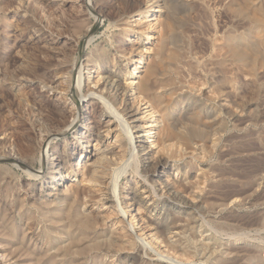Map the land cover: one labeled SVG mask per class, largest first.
<instances>
[{
  "label": "bare ground",
  "instance_id": "bare-ground-1",
  "mask_svg": "<svg viewBox=\"0 0 264 264\" xmlns=\"http://www.w3.org/2000/svg\"><path fill=\"white\" fill-rule=\"evenodd\" d=\"M17 1L0 0L7 6ZM82 1L85 9L96 15L90 25L82 21L73 25L79 38L77 43L86 40L89 45L93 41V37L90 38L91 34L97 29L98 24L104 22L102 18L110 20V30L119 31L116 36L113 35V39L110 37L105 40L106 44L113 47L114 53L110 47H103L97 53L91 54L88 60L86 59L94 71L89 73L85 80L89 86L94 85L90 91L98 94L100 99L106 97L113 102L112 104L122 107L121 117L115 114L117 120L109 117L101 122L102 110L99 111L98 107L94 108L92 116L96 122H93V130L96 133L86 138V145L90 144L89 150H86L87 147L84 148V152L77 156L73 167L66 168V164L59 163L51 169L53 162L51 163L50 160L45 162L43 157L41 170L36 171L34 167L36 161L30 162L27 156L8 158L13 161L12 168L30 173L29 177L32 181H43L46 176L52 186L48 188L50 193L47 196L55 198L43 202L41 206L33 207L14 198L12 208L25 216L27 221L40 227L38 229H41L40 234L46 248L43 251L29 249L27 252L25 250L27 242L22 238L17 241L16 248L11 250L13 247H9L8 244L16 242L20 231L12 220L9 206L14 187L6 181L0 185V202L3 203L0 206V241L4 250L9 252V256L13 255L19 259L22 254L26 258L29 257L27 262L31 261V264H103V260H115L122 254H126L125 259H131L136 263L137 256L133 255V252L137 249L136 239H139L155 248L153 252L158 249L160 252L158 255L161 257L162 254L167 253L166 256H170L171 253L176 257L179 256V260L181 256H193V258L197 256L206 258L209 262L215 260L217 264H239L243 259L234 260L236 259L234 258L229 261L219 256L223 250L216 246L217 242H212L213 237L206 240L209 241L208 243L204 241L205 237L200 244L201 240L186 239L182 235L183 232H191L194 229L195 221L192 215L196 209L213 214L225 211L219 225L221 228L231 223L237 224V227L248 225L250 228H264V212L261 215H246L240 219L235 216L236 209H244L247 205L249 209L264 204V193L255 195L254 191L252 192L254 183L251 177L247 176L248 180L243 181L237 191H231V186L224 182L230 180L226 171L209 164L216 157V148H219L221 141L220 136L217 138L214 136L229 129L231 122L229 119L233 115L230 108L234 106L233 86L236 82L234 80L233 83L235 77L232 73L230 75L233 78L224 74V70L228 69L232 62L237 61L245 65L244 68H248L244 69V72L248 70L249 77L255 80L259 75L258 71L264 68V0H119L122 5L121 11H109V13L105 3L99 5L98 2L91 5L88 0ZM201 15L212 19L217 17L220 20L219 30L222 31L223 39L219 43L220 39L217 41V36V40L211 42V47L212 51L219 50L220 53L223 49L224 54L221 56L220 53L217 54L219 57L208 55L206 61L197 57L198 53L194 45V33L198 30L197 23ZM69 33H72V30ZM123 40L129 42L133 40L134 48L129 51L123 50ZM145 41L151 42L147 49H145L147 44ZM52 43L53 46L58 44L54 41ZM115 43L121 44L116 47ZM60 46L63 45H59V48ZM130 65L133 69L128 68ZM71 66L70 74L74 77L76 62ZM200 74L206 82L199 83L198 80L202 79ZM46 79L47 85L55 84V79ZM72 89L77 106L82 110L84 104H81V99L78 101L74 86ZM203 89L210 91L206 92ZM53 112L57 121L62 123L60 124L62 128L53 130L51 136L66 135L77 129L78 124L82 122L80 118L77 121L76 119L72 122L66 121L64 112L58 107ZM55 140L56 138L51 142ZM133 141L139 144L136 146L138 151L135 156H139L137 161L141 164L140 171L144 182H148L149 178L155 179L158 173V181L155 182L160 185L159 191L167 196L171 192L169 188L171 183L178 184L180 191H174V194L170 195L177 203L183 205L186 217L175 216L166 226H162L159 219L153 217L156 204L159 203L154 197L159 192H153L151 188L154 185L149 187L142 181L136 184L127 181L131 184L129 188L131 202L117 205L113 185L115 180L118 181L120 169L128 154L133 152L131 150V146L135 145H131ZM3 158H7V155L1 154L0 160ZM58 158H62L60 154ZM201 166L207 168L200 169ZM6 168L7 166H0V181L6 176ZM170 168H174L175 174H172L176 178H171L172 174H168ZM192 173H195L194 177L191 176ZM179 175H182L181 179ZM210 180L213 185L208 184ZM59 181L68 182L63 186V190L57 188ZM152 182L155 184L154 181ZM221 182L224 184H220ZM207 184L209 192L204 189ZM57 191L58 193L55 194ZM52 193L54 195H51ZM88 206L99 209V214L91 215ZM227 226L226 229L229 228ZM165 232L175 238L180 236L183 242L167 246L160 239ZM192 233L196 237L197 232ZM236 241H239L237 237ZM235 248L229 250V256L237 257L242 252H247L244 248ZM23 250L26 254H21ZM246 254L243 256L248 262L258 257L255 252L251 255Z\"/></svg>",
  "mask_w": 264,
  "mask_h": 264
},
{
  "label": "rangeland",
  "instance_id": "rangeland-1",
  "mask_svg": "<svg viewBox=\"0 0 264 264\" xmlns=\"http://www.w3.org/2000/svg\"><path fill=\"white\" fill-rule=\"evenodd\" d=\"M38 1L39 0H18L15 4L8 6L7 4L0 2V155H7V158L0 160V166H7L6 176L0 181V185H3L6 181L11 185V187H14L12 190L13 194L9 199V206L11 207L12 220L18 225L20 230L16 237V242H10L8 245L9 247H13L11 250H14L16 248L17 241L19 242V240L24 238L27 242V247L25 249L27 252H29V249L43 251L46 246L44 245V239H42L40 234L41 229H38L40 227L27 221L25 216L23 217L21 213L12 208L14 198H18L21 201H24L29 207H33L35 205L41 206L40 204L43 202L52 201L55 197L48 198L47 196L50 193L48 188L52 186H50V181L47 180L46 176L43 181H32L29 177L30 173L12 168L13 161L9 159L27 156L28 159H30V162L36 161V163H34L36 171L41 170L40 168L43 163V157L45 158V162H47V160H50L51 163L53 162V166L50 167L51 169H54L59 163L64 165L66 164V168L73 167L77 156L84 152V148L87 147L86 150H89L90 144L86 145V138H88L90 134L96 133V131L94 132L93 130V122H96L92 116L94 108L98 107L99 111L102 110L103 116L100 119L101 122L106 121L109 117H113L115 120L117 116H120V109L122 108L118 107L116 104H112L113 102L106 99V97H104V99H100L98 94L92 93L90 88L92 89L94 85L92 84L89 86L87 80H85L88 77V74L91 72L93 73L94 71V69H92V65L87 63V60L103 47L109 48L110 46L105 43V40L110 37L112 38L113 35L116 36L119 34V31H116L115 29L110 30V20L102 18V21L104 22L98 24L97 29L94 30L90 36V38L93 37V41L89 45H87L88 42H86V40L81 43H77L79 38L76 35L77 33L74 31L75 26L73 25H76L80 21L86 22L90 25V22L92 24L94 21L96 14L94 15L91 11L86 10L82 0ZM88 1H90L91 5L98 2L99 5H103L102 3H105V5H107L106 9L108 13L109 11H121L122 8L119 0ZM2 5L4 7H2ZM25 14H27V16ZM205 17L206 16L198 18L200 23L198 20L196 21V23L198 22V30L194 33V45L197 49V57L203 61H206L209 58L207 57L208 55H215L213 57H216V55L220 53L219 50L212 51L211 42L216 41L217 36V41L220 39L219 43L223 40L221 37L222 31L219 30L221 29L220 20L217 17H214L215 20L209 18L208 16L206 18ZM210 20L214 23H210ZM214 24L217 25L215 26ZM215 29H217V31ZM71 30L73 34L69 33ZM133 40H131L132 42L123 40L122 49L129 51L134 48L132 45ZM51 41H54L55 44L58 42V44L53 46ZM148 42L149 41H145V43H147L145 49L149 48L151 45V42ZM120 44L121 43H115L116 47ZM59 45L63 46H60L59 48ZM111 49L112 53H114L113 47ZM220 51L221 53L219 55L221 56L224 54V50L221 49ZM211 52L213 54H211ZM73 61L76 62L77 67L75 68V76L71 77L70 72L72 69L71 65L74 63ZM241 65L242 64L237 61L234 63L232 62V67L230 66L228 68L229 70H224V74L230 75L232 73V76L236 78L235 79L230 75L231 78H233V83L236 82L234 84L235 86H233L235 91L233 93L234 106L230 108L233 115H231L230 119L228 118L231 121L229 129L219 133L218 136H214L215 138L220 136L221 141L219 143V148H216V157H214L209 164L212 166L214 165V167L216 166L215 168L226 171L230 180L224 182L231 186V191H237L243 184V181H246L248 177H251L254 183V186L252 185V192L254 191L253 193L255 195H259L264 193V68L261 70L259 69V75L256 76L255 81L253 78L249 77L248 70H245L244 72V69L248 68H244L245 65ZM128 68L133 69V66L130 65ZM44 74L47 76H43ZM200 77L202 79L198 80L199 83L205 81L201 74ZM46 78H50L52 80L55 79V84L53 86L47 85L48 81ZM44 79L46 80V83L44 82ZM68 86H70L69 89ZM73 86L74 92L76 91V97L79 98L78 101L81 99V104H84L82 110H79L77 102L73 96ZM203 90L206 91L205 89ZM208 91L210 90L207 89L206 92ZM57 107L59 110L61 109L64 112L66 121L72 122L75 119L77 121L80 118L82 122L78 124L77 129L75 128L66 135L51 136L53 135L51 134L53 130L62 128V126H60L62 123L57 121L58 119L54 116L55 113L53 112L57 109ZM114 116H116V118ZM126 125L127 124H125V126ZM54 138H56V140L52 143L51 141ZM133 142L134 143L131 145L135 144V141ZM137 145L139 144L137 143L134 146H131V150H133V152L128 154L129 156H127L123 166L121 167L118 181H114L115 185L113 186L116 191L115 199H117V205L119 206L121 203L126 205L131 202V192L129 190L131 184L127 183V181L133 184H136L138 181L144 182V178H142L140 171L141 164L137 161L139 160V156H135L138 151L136 148ZM134 150H136V153H134ZM59 154L62 157L60 159L58 158ZM133 155L135 157H132ZM137 162L139 165H137ZM45 167L47 169V166ZM204 168L207 167H200V169ZM169 170V175L172 173L175 174V171H173L174 168H170ZM173 174L171 178L174 177ZM194 174L195 173H192L191 176L194 177ZM158 176V173H156L155 179H148L150 184L148 182L144 183L149 187L150 185H154L151 188L153 189L152 191L157 193L159 192L158 195H155L154 197L159 203L156 204L157 207L153 212V217L159 219V223L162 226H166V224L171 222V219H174L175 216L182 217L185 215L184 217H186V214L183 212L185 211L183 209V205L179 202L177 203V201H175L170 195L172 193L174 194V191H180L178 184L171 183L169 186L171 190L170 194H168V196L166 194L164 195V193L159 191V183L155 182L158 181ZM181 177L182 175H179V179H181ZM151 181H154L155 184L153 182L152 184ZM224 182H221L220 184H224ZM67 184V181H59L57 188L59 190H63V186H66ZM208 184L213 185L214 183L210 180ZM208 184L204 187L206 192H209V187H207L209 186ZM57 193L58 191L55 192V194ZM51 195H54V193ZM1 204L3 203L0 202V206ZM195 211H193L192 215V218L195 221L194 229L191 232H183V238L186 237V239L194 238L198 241L201 240L199 243L202 244V239L205 237L204 241L207 243L209 241L206 240L213 237L211 239L212 242H217L218 244L216 243V246H219L218 248L223 250L219 255L223 260L228 259L230 261L236 258L234 260L243 259L239 264H264V228H250L248 225L242 224V226L237 227L236 223V225L233 223L228 226L225 225L227 228L229 227L228 229H226L225 226L221 228L219 225L220 221H222L221 218L225 215V211L219 214L204 213L199 209H196ZM88 212L91 215L97 216L100 211L95 207H89ZM235 212V216L239 219L245 217L246 215H261L264 212V204L258 206L256 205L249 209L247 205L244 209H236ZM216 223L219 224L216 225ZM192 232H197L196 237L195 235L193 236ZM205 232L207 233L205 234ZM198 233L201 235L199 236L200 238L198 237ZM168 235L169 234L165 232L162 236L163 239L160 237V239L163 240L167 246H170L171 244H181L183 242V239H181L180 236L175 238L171 234V236ZM236 237L239 241L235 242ZM260 238L262 240H260ZM136 240V248L139 249L138 251L136 249L135 252H133V255L137 256V259H135L136 263L131 261V259H125L126 254H122L121 256L119 255L120 259L103 260V264H217L215 260L209 262L206 258L197 256H194V258L193 256H181L179 260V256L176 257L175 255H171V253H169L170 256H166V253L162 254L161 257L158 255L160 253L159 250L156 249V251L153 252L155 248L151 247L148 242L142 240L140 241L139 239ZM167 240H169V242ZM215 243L213 244L215 245ZM2 244L3 243L0 241V264H31V261L27 262L30 258H26V256H23L22 254H26L25 250L21 251L22 257L19 259V257H14L13 255L9 256V252L4 250ZM145 246L148 247L146 248ZM234 247H236L235 249L238 247L244 248L247 252H242L240 256H237L238 258L229 256V250H234ZM157 251L158 253H156ZM250 252L252 254H254V252L257 253L258 257L248 262L244 256L247 255L246 253L251 255ZM149 255L155 256L150 257ZM156 255H158V258Z\"/></svg>",
  "mask_w": 264,
  "mask_h": 264
}]
</instances>
